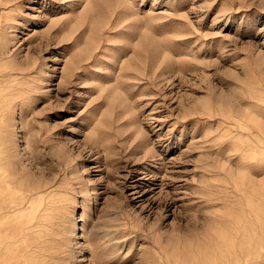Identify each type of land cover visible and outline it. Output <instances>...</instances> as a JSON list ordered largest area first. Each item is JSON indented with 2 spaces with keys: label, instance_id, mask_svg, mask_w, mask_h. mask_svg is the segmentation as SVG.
<instances>
[{
  "label": "rangeland",
  "instance_id": "rangeland-1",
  "mask_svg": "<svg viewBox=\"0 0 264 264\" xmlns=\"http://www.w3.org/2000/svg\"><path fill=\"white\" fill-rule=\"evenodd\" d=\"M0 264H264V0H0Z\"/></svg>",
  "mask_w": 264,
  "mask_h": 264
},
{
  "label": "bare ground",
  "instance_id": "bare-ground-1",
  "mask_svg": "<svg viewBox=\"0 0 264 264\" xmlns=\"http://www.w3.org/2000/svg\"><path fill=\"white\" fill-rule=\"evenodd\" d=\"M248 153H250V152H248ZM245 175V174H244ZM243 175V176H244ZM249 179V178H248ZM247 180V179H246ZM254 181V180H253ZM257 180H255V182H256ZM254 185H256L255 183H254ZM43 186H39V185H37V187L35 188V189H39V190H41V188H42ZM255 188V187H254ZM244 189V188H243ZM246 190V189H245ZM247 191V190H246ZM256 191V190H255ZM245 193V192H244ZM52 193L51 192H49L48 193V198H49V200H48V204H47V206H46V209H50L51 207H52V203L54 202V201H52L51 200V198H52V195H51ZM246 197H248V196H246ZM57 198V197H56ZM249 198H250V196L248 197V200H249ZM259 203V202H258ZM261 203V202H260ZM249 204H250V200H249ZM251 205V204H250ZM7 207V206H6ZM254 207H255V209H256V206L254 205ZM258 207H260L259 205H258ZM263 207V206H262ZM261 208V207H260ZM263 208H261V210H262ZM251 210V209H250ZM257 210V209H256ZM258 211V210H257ZM258 213V212H257ZM43 217H44V219H49V217H50V215H49V213H44V215H43ZM249 229V228H248ZM238 232V235H239V232L240 231H237ZM235 234V233H234ZM235 236H237V235H235ZM248 239H249V237H248ZM247 243V242H246ZM235 245V244H234ZM229 247V246H228ZM230 249V248H229ZM221 254V253H220ZM217 255V254H216ZM250 256V255H249ZM249 260V259H248Z\"/></svg>",
  "mask_w": 264,
  "mask_h": 264
}]
</instances>
